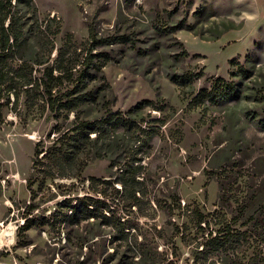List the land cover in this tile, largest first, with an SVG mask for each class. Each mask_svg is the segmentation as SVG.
<instances>
[{
    "label": "rangeland",
    "instance_id": "rangeland-1",
    "mask_svg": "<svg viewBox=\"0 0 264 264\" xmlns=\"http://www.w3.org/2000/svg\"><path fill=\"white\" fill-rule=\"evenodd\" d=\"M20 8L33 84L0 123V264H264V0Z\"/></svg>",
    "mask_w": 264,
    "mask_h": 264
},
{
    "label": "trees",
    "instance_id": "trees-1",
    "mask_svg": "<svg viewBox=\"0 0 264 264\" xmlns=\"http://www.w3.org/2000/svg\"><path fill=\"white\" fill-rule=\"evenodd\" d=\"M33 0H0V123L4 121L3 111L4 106L8 105L11 102V94H15L17 98L19 94L17 90L26 84H33V76L32 73L30 76L26 74L27 69L30 67V64L26 60H22L21 64L17 65L16 61L25 58L22 55L21 51H23L24 45L27 43L26 33L24 30V16L21 12V5L31 6ZM92 37L96 39L95 35L92 33ZM49 71V70H48ZM50 74L52 71H49ZM52 107L58 105L55 98L52 95H49V100ZM145 102L151 103L150 100H146ZM128 120L130 123L132 121ZM100 122L98 120L82 121L76 127V132L72 137H78L80 140V136L84 135L87 131L94 132L97 131L100 127ZM69 142V141H68ZM67 144L66 139L61 140V145L56 146L54 151L52 152L53 161H55V165L59 166L63 164L66 160H71L72 154L69 151L63 150V146ZM45 152L44 149L40 148V142H38L35 146V156H40L41 153ZM46 155V152L43 154ZM37 166V159L34 160L33 167ZM33 180L30 178L28 180L29 186H31V182ZM93 203L79 204L74 207L76 213L79 211L88 213L92 212ZM206 222L204 217L200 218V223ZM207 223V222H206ZM31 225V219L26 217L25 222L19 227L20 231L23 232ZM214 241L216 240V244L219 243V236L213 237ZM225 243V242H224ZM222 244V242H221Z\"/></svg>",
    "mask_w": 264,
    "mask_h": 264
},
{
    "label": "bare ground",
    "instance_id": "bare-ground-1",
    "mask_svg": "<svg viewBox=\"0 0 264 264\" xmlns=\"http://www.w3.org/2000/svg\"><path fill=\"white\" fill-rule=\"evenodd\" d=\"M11 234H13V232Z\"/></svg>",
    "mask_w": 264,
    "mask_h": 264
}]
</instances>
